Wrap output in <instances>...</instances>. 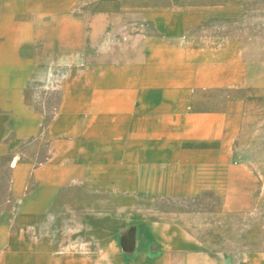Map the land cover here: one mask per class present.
Masks as SVG:
<instances>
[{"label": "crops", "instance_id": "crops-1", "mask_svg": "<svg viewBox=\"0 0 264 264\" xmlns=\"http://www.w3.org/2000/svg\"><path fill=\"white\" fill-rule=\"evenodd\" d=\"M252 20L264 0H0V264H264L206 225L264 200Z\"/></svg>", "mask_w": 264, "mask_h": 264}, {"label": "rangeland", "instance_id": "rangeland-1", "mask_svg": "<svg viewBox=\"0 0 264 264\" xmlns=\"http://www.w3.org/2000/svg\"><path fill=\"white\" fill-rule=\"evenodd\" d=\"M254 16L257 17L259 15L255 14ZM250 25L256 28L254 29L255 32L261 33L263 31L258 28L256 20L250 21ZM244 138L240 141V145H245L248 150L252 151L250 157L258 159L257 154L264 151V95L257 96L251 101L248 129ZM259 160H264V157L260 156ZM143 208L153 213L156 217L163 216L167 218L168 214H170V204L167 203L152 205L148 201L143 205ZM199 209L200 207L197 205L191 207L192 212H197ZM208 209L213 210L210 207ZM213 213L214 211L210 214ZM208 214L206 215L207 218H209ZM211 218H214V216L212 215ZM206 225L208 228H212L211 231H208L209 233L221 236L211 240H216L217 244H220L224 249L232 251H242L245 249L264 251V200L260 206L250 213L223 215L222 221H209L208 219ZM236 256L239 258L242 255L236 254Z\"/></svg>", "mask_w": 264, "mask_h": 264}]
</instances>
